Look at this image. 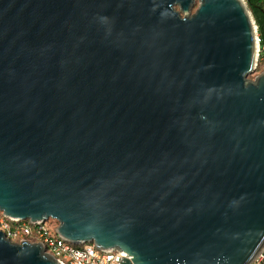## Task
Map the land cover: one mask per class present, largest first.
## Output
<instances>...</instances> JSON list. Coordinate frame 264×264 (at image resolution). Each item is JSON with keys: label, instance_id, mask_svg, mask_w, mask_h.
Listing matches in <instances>:
<instances>
[{"label": "water", "instance_id": "95a60500", "mask_svg": "<svg viewBox=\"0 0 264 264\" xmlns=\"http://www.w3.org/2000/svg\"><path fill=\"white\" fill-rule=\"evenodd\" d=\"M256 33L244 0H0V212L53 218L120 264H249L264 248ZM0 264L59 263L0 231Z\"/></svg>", "mask_w": 264, "mask_h": 264}, {"label": "built area", "instance_id": "2783aa9c", "mask_svg": "<svg viewBox=\"0 0 264 264\" xmlns=\"http://www.w3.org/2000/svg\"><path fill=\"white\" fill-rule=\"evenodd\" d=\"M256 58L264 60V45L256 33ZM57 220L29 222L28 219H10L0 212V231L13 242L22 238L33 243H40L45 252L53 256L59 264H120L126 256L118 249H99L92 242L73 243L56 233ZM249 264H264V248Z\"/></svg>", "mask_w": 264, "mask_h": 264}, {"label": "trees", "instance_id": "16d2710c", "mask_svg": "<svg viewBox=\"0 0 264 264\" xmlns=\"http://www.w3.org/2000/svg\"><path fill=\"white\" fill-rule=\"evenodd\" d=\"M245 3L255 21L260 43L264 45V0H245Z\"/></svg>", "mask_w": 264, "mask_h": 264}, {"label": "rangeland", "instance_id": "374dc122", "mask_svg": "<svg viewBox=\"0 0 264 264\" xmlns=\"http://www.w3.org/2000/svg\"><path fill=\"white\" fill-rule=\"evenodd\" d=\"M196 7H197V2L194 3V5L192 6L190 12L192 13L196 9ZM263 70H264V60L261 61L260 63L257 62L255 70L253 72L249 73L247 75V78L250 79V80H254L256 75H258Z\"/></svg>", "mask_w": 264, "mask_h": 264}]
</instances>
